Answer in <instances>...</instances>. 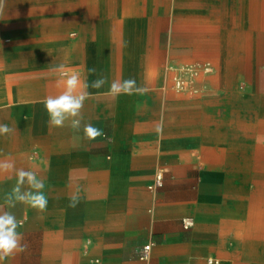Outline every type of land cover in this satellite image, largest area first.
I'll return each mask as SVG.
<instances>
[{"label":"crops","instance_id":"obj_1","mask_svg":"<svg viewBox=\"0 0 264 264\" xmlns=\"http://www.w3.org/2000/svg\"><path fill=\"white\" fill-rule=\"evenodd\" d=\"M6 12L12 31L0 44V123L14 131L0 136V160L36 171L48 204L42 213L11 209L24 222L27 249L4 264H207L209 257L264 264L263 221L223 185L228 134L203 122L222 93L237 106L247 93L250 109L264 93V0H9ZM186 63L209 64L210 85L232 82L209 86L208 97L160 85ZM59 65L89 85L107 78L101 89L89 86L82 109L83 123L105 136L88 140L82 127L49 126L42 101L58 91ZM126 79L145 91L106 94L113 80ZM234 131L235 143L255 156V124ZM160 172L163 186L151 189ZM15 183L0 174V203ZM77 192L79 203L69 207Z\"/></svg>","mask_w":264,"mask_h":264},{"label":"rangeland","instance_id":"obj_2","mask_svg":"<svg viewBox=\"0 0 264 264\" xmlns=\"http://www.w3.org/2000/svg\"><path fill=\"white\" fill-rule=\"evenodd\" d=\"M9 0H2L0 3V44L5 46L11 31L5 22L9 20L6 7ZM171 76L161 78V86L174 90L178 95L188 97H208L209 86L214 84L227 85L232 78L224 77L220 82L213 81L210 85L212 68L209 64H183L174 67ZM214 73V71H213ZM245 83L244 80L240 82ZM207 88V89H206ZM246 103L237 106L233 103L230 94L222 93L216 99H210L209 113H206L204 126L209 130L224 129L228 136L229 149L220 159L225 162L226 173L222 177L225 190L230 195H235L246 201V209L253 210V215L264 223V93L256 94L255 109L249 108V96L245 92L240 93ZM252 122L256 128L255 156H249L243 152L244 146H239L232 139L234 130L242 128L245 131ZM241 205V204H240ZM248 212V211H247ZM247 216H250L247 213ZM229 230V227L226 228ZM261 233L264 234V231ZM231 239L232 236H230ZM264 240V235L262 237ZM233 243V240L230 241ZM236 264H249L248 260L238 259Z\"/></svg>","mask_w":264,"mask_h":264},{"label":"clouds","instance_id":"obj_3","mask_svg":"<svg viewBox=\"0 0 264 264\" xmlns=\"http://www.w3.org/2000/svg\"><path fill=\"white\" fill-rule=\"evenodd\" d=\"M52 70L57 73L55 87L58 91L47 95L42 101L48 115L49 126L52 128L67 126L74 131H80L82 127L84 137L88 140L105 136L101 129L91 123H83L82 109L85 101L91 96L88 91L89 86L93 89H101L108 83L107 78L101 75L89 85L82 81L79 72L66 70L64 65L55 66ZM92 72L94 73L95 69H92ZM143 91L145 89L137 86L134 79L113 80L106 94L117 97L121 94L132 95ZM13 131L14 129L7 124L0 123V136L8 135ZM7 173L14 175L16 183L10 192L4 195L3 203H0V264H4L8 258L27 249L24 235L19 230L24 222L18 219L11 209L17 204H22L42 213L48 204L45 181L36 171L17 168L11 158H5L0 160V174ZM78 203L79 194L73 193L70 196L69 207H75Z\"/></svg>","mask_w":264,"mask_h":264},{"label":"built area","instance_id":"obj_4","mask_svg":"<svg viewBox=\"0 0 264 264\" xmlns=\"http://www.w3.org/2000/svg\"><path fill=\"white\" fill-rule=\"evenodd\" d=\"M163 184H164V176H163V172H160L155 176V180L153 184H151L150 188L157 189L162 187ZM183 224L185 229H190L194 226V220L192 218H186L185 220H183ZM151 248H152V244L149 243L144 245L140 249V254H139L140 260L147 261L149 259ZM206 262L207 264H220V260L216 257H209L207 258Z\"/></svg>","mask_w":264,"mask_h":264}]
</instances>
